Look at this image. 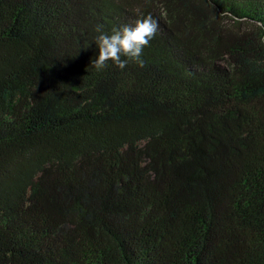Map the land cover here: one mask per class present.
Wrapping results in <instances>:
<instances>
[{
    "label": "trees",
    "instance_id": "trees-1",
    "mask_svg": "<svg viewBox=\"0 0 264 264\" xmlns=\"http://www.w3.org/2000/svg\"><path fill=\"white\" fill-rule=\"evenodd\" d=\"M0 264H264V0H0Z\"/></svg>",
    "mask_w": 264,
    "mask_h": 264
},
{
    "label": "clouds",
    "instance_id": "clouds-1",
    "mask_svg": "<svg viewBox=\"0 0 264 264\" xmlns=\"http://www.w3.org/2000/svg\"><path fill=\"white\" fill-rule=\"evenodd\" d=\"M158 26V21L150 14L138 19L133 25L125 24L114 28L111 34L105 33L103 26L98 25L95 29L98 33L95 37L98 51L91 62L92 66L100 71L111 61L116 67L123 69L129 61H133L139 67H144L143 49L149 45Z\"/></svg>",
    "mask_w": 264,
    "mask_h": 264
},
{
    "label": "rangeland",
    "instance_id": "rangeland-1",
    "mask_svg": "<svg viewBox=\"0 0 264 264\" xmlns=\"http://www.w3.org/2000/svg\"><path fill=\"white\" fill-rule=\"evenodd\" d=\"M224 65V64H223Z\"/></svg>",
    "mask_w": 264,
    "mask_h": 264
}]
</instances>
